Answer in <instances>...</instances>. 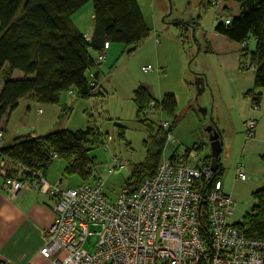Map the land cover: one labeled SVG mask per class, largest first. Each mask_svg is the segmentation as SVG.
I'll return each instance as SVG.
<instances>
[{"label":"trees","instance_id":"16d2710c","mask_svg":"<svg viewBox=\"0 0 264 264\" xmlns=\"http://www.w3.org/2000/svg\"><path fill=\"white\" fill-rule=\"evenodd\" d=\"M219 1L238 4L241 11L232 18L230 26L219 23L216 32L233 43H247L246 48L241 47L242 63L255 66V90L264 89V0ZM88 5H92L95 15L90 40L86 38L89 34L82 32L73 20ZM209 5H213V0ZM175 24L184 33L183 26ZM150 37L151 30L137 0H0V77L6 75L0 94V134H3L0 159L7 158L31 172L45 175L57 155L66 164L65 175L80 177L82 184L91 183L94 159L90 157L88 144L96 134L93 128L54 131L44 137L22 136L6 145L2 121L27 97L46 105L58 104L60 96L72 90L84 99L95 97L100 87L96 72L105 62L99 63L98 55L106 44L109 49L111 45L132 47L128 53L131 55ZM252 39L256 48L250 52ZM16 72L22 77H14ZM92 74L95 78L91 84ZM248 96L259 105L256 93L250 92ZM152 101L159 103L146 88L141 87L134 94L137 119L149 131V140L145 142L147 161L135 171V182L125 187L132 191L154 178L167 144L161 128L159 140L152 135L153 127L149 124L153 122L145 117ZM159 105L167 115L174 116L177 102L173 95L165 96ZM207 159L209 164L210 157ZM16 173V168L9 170V178ZM222 174L219 166L216 180L222 181ZM24 176L28 181L33 179L32 173ZM253 197L257 205L237 225L248 238L264 241V187Z\"/></svg>","mask_w":264,"mask_h":264},{"label":"built area","instance_id":"2783aa9c","mask_svg":"<svg viewBox=\"0 0 264 264\" xmlns=\"http://www.w3.org/2000/svg\"><path fill=\"white\" fill-rule=\"evenodd\" d=\"M220 6L221 1L214 0ZM225 26L232 19L223 17ZM92 34L86 35L90 40ZM246 48L247 43L241 45ZM109 44L98 55L106 61ZM242 71H256L248 62ZM146 71H151L146 68ZM95 76L91 75L90 83ZM253 102L252 109L258 105ZM151 117H158L167 136L163 159L152 179L135 190L124 189L110 199L102 182L83 183L64 189L61 182L46 180L42 172H31L7 158L0 159V177L5 188L15 197L31 184L40 194L55 202V220L46 230V243L39 254L47 264H264V241L250 239L235 220L236 203L223 191V182L216 180L211 164L202 160V145L185 148L174 138V122L164 119L159 103L147 108ZM256 121L245 122L246 138L254 137ZM0 134V150L3 147ZM54 159L59 157L54 155ZM115 174L126 168L118 157L112 158ZM16 168L14 177L9 170ZM32 173L33 179H25ZM235 180L248 181L244 165L235 166ZM97 232L92 233L91 230ZM98 237L93 253L85 250L91 235Z\"/></svg>","mask_w":264,"mask_h":264},{"label":"rangeland","instance_id":"374dc122","mask_svg":"<svg viewBox=\"0 0 264 264\" xmlns=\"http://www.w3.org/2000/svg\"><path fill=\"white\" fill-rule=\"evenodd\" d=\"M138 1L147 24L152 29L158 27L160 51L155 52L150 40L142 43L131 55L128 53L132 47L112 45L106 60L109 68L101 75V95H95L88 100L80 97L76 90H72L73 96H70L69 92L64 93L59 103L53 106L57 112L54 124L58 126L55 131L76 132L87 128L95 130L96 134L88 144L91 148L90 157L94 159L93 177H90V181L102 182L110 199L116 198L127 185L135 182V171L147 161L148 151L145 142L149 140V131L139 123L134 103V94L141 87L148 89L158 102L161 96L174 95L178 107L173 118L175 120L176 117L179 118L177 128L173 132L174 138L185 148H192L195 144L202 145L204 150L201 152V158L206 163L207 158L211 156L209 136L205 129L215 123L210 83H214L215 77L218 78V71L215 54L206 50L208 44L213 41L211 33L219 23H222L218 18L221 5H208L210 0ZM88 10L85 9L82 18L90 20L91 10ZM176 21L195 25V41L192 31L188 37L177 28ZM255 48L256 42L252 39L249 49ZM146 67L151 71L146 72ZM197 75H204L207 85L205 92L198 98L194 85L198 79ZM5 77V74L0 77V92ZM201 109L208 110L206 117L201 114ZM144 114L147 120L153 122L152 125L150 122L148 124L153 127L152 135L159 140L161 120L158 117H151L148 110ZM26 132L35 133L31 130ZM166 147L168 150L176 149L171 141H168L163 154ZM237 151L238 149L230 154L229 160L225 157L224 151L221 159L224 166L222 181L236 203L235 220L240 223L257 205L253 194L260 185L256 186L252 181H234L239 153ZM113 157L122 160L126 168L111 175L109 171L113 167ZM58 162L65 163L64 161L54 163ZM81 184L80 177H69L64 173V189L76 188ZM91 232L97 231L92 229ZM97 243L98 237L91 235L87 239L85 250L93 253Z\"/></svg>","mask_w":264,"mask_h":264},{"label":"crops","instance_id":"0c3cea01","mask_svg":"<svg viewBox=\"0 0 264 264\" xmlns=\"http://www.w3.org/2000/svg\"><path fill=\"white\" fill-rule=\"evenodd\" d=\"M137 2L140 6L138 0ZM85 9L91 10L90 20L82 18ZM240 11V6L238 4L221 2L220 13L225 17L232 19L237 17ZM73 20L74 24L82 32L93 34L95 15L92 5H88L81 12L77 13ZM176 22H179V24L183 26V30H185L184 32L188 37L192 31L193 40L195 41V25L188 22L186 23L185 21ZM147 26L151 30V37L148 40L152 41V47L155 52L158 53L161 47V42L157 37L158 27H156L157 29H152L148 24ZM179 30L182 32L181 29ZM211 34L213 35V41L208 44L206 51L215 54V59L217 60L215 65L218 71V78L215 77L214 83H210L214 99L212 112L213 115H216L213 125L221 134V139L224 143L223 152H226L225 157H228L229 160L230 154L238 149L237 162L240 161L244 165L245 172L248 176V181L246 182L252 181L256 186L260 185L257 189L259 190L264 186V89L255 90L254 71H242L240 69L243 59L241 45L233 43L218 34L216 28ZM254 50L255 49H249L250 52ZM108 68V62L105 61L99 66L96 72L98 74L100 86L102 72ZM13 76L20 78L22 74L16 72ZM197 76L205 80V87H207L206 79L203 77L204 75ZM208 80L209 79H207V81ZM101 88L102 87H99V92L97 93L99 96L101 95ZM250 92H254L259 96V109L257 111L252 109L253 102L248 96ZM69 95L73 96L74 92L70 91ZM151 96L153 100H156L152 94ZM164 98L165 96H161L159 103H161ZM53 106L54 105L42 104L32 97L22 99L19 102L18 108L8 114L2 121L1 131L5 134L4 144L9 145L16 138L22 136L44 137L54 132L58 125L54 124L57 120V112ZM163 117L166 120L169 118L168 120L174 122V130L177 128L176 126L179 118L176 117L175 120L173 118L174 116H169L165 112ZM248 119L256 121L257 124L253 138H246L245 122ZM27 130L34 131L35 133L26 132ZM220 166L224 173L222 159ZM65 170V163H53L46 170L45 178L52 184L61 182L63 186ZM223 175L224 174H222V178ZM234 181L236 180L234 179ZM237 181L242 182L240 180ZM4 185V179L0 177V264H47L46 261L41 258L39 252L46 243L45 232L55 220L54 200L40 194L31 184L27 189L16 194L15 197H11L10 192ZM223 191L232 196V194L225 189L224 183Z\"/></svg>","mask_w":264,"mask_h":264},{"label":"water","instance_id":"95a60500","mask_svg":"<svg viewBox=\"0 0 264 264\" xmlns=\"http://www.w3.org/2000/svg\"><path fill=\"white\" fill-rule=\"evenodd\" d=\"M195 87L197 89V98L200 97L205 92V80L202 78H198L195 82ZM207 109H201V114L206 117ZM205 132L209 136V142L211 146V156H210V164L211 170L213 172L217 171V168L220 166L221 163V154L223 152V141L221 139V134L218 129L214 126H208L205 129Z\"/></svg>","mask_w":264,"mask_h":264}]
</instances>
